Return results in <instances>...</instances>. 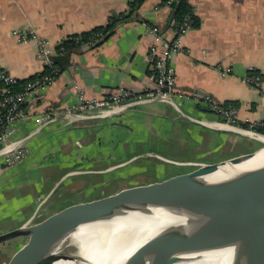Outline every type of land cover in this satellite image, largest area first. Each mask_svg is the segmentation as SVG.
<instances>
[{"label":"crops","instance_id":"obj_1","mask_svg":"<svg viewBox=\"0 0 264 264\" xmlns=\"http://www.w3.org/2000/svg\"><path fill=\"white\" fill-rule=\"evenodd\" d=\"M132 1L0 0V68L21 81L45 70L37 58L36 43L17 42L14 29L33 28L59 45L70 36L105 26L111 16L128 12ZM164 1L141 0L102 44H86L62 57L54 82L26 101L22 119L13 124L14 132L4 145L23 142L28 155L20 163L5 166L0 154V234L69 205L94 200L80 197L97 190L103 193L112 181H124L127 186L104 192L103 197L136 186L132 182L137 178L131 177L149 170L162 180L173 176L166 171L167 166H177L172 162H219L260 147L259 142L224 129L205 107L176 96L171 99L184 114L201 124L158 101L122 105L113 114L78 118L70 124L62 117L64 108L79 103L76 87L93 99L152 89L148 50L154 40L143 23L156 25L165 42L173 38V8ZM188 2L199 26L183 38L189 52L173 55L168 61L174 69L176 89L202 91L223 106L236 107L239 124L264 118V80L257 86L242 82L248 72L264 76V0ZM219 67L231 71L224 75ZM46 114L55 120L45 122ZM243 138L255 143L244 149ZM222 154L218 160L211 159ZM178 167L184 169L178 173L194 169L191 165ZM18 240L21 246L28 237L13 242ZM15 251L0 254V264H6Z\"/></svg>","mask_w":264,"mask_h":264},{"label":"water","instance_id":"obj_2","mask_svg":"<svg viewBox=\"0 0 264 264\" xmlns=\"http://www.w3.org/2000/svg\"><path fill=\"white\" fill-rule=\"evenodd\" d=\"M153 101L168 103L189 119L172 99H152L133 105ZM195 123L202 121L197 119ZM221 124L226 130L259 142L260 147L219 162H172L177 166L191 165L194 169L72 204L42 220L1 233L0 244L28 237L6 264H101L86 256L84 245L73 235L83 225L114 221L153 223L150 229L154 235L144 239L125 264H171L172 260L159 259L174 250L200 246L227 253L228 264H262L264 162L245 163L264 148V134ZM154 223H162V227Z\"/></svg>","mask_w":264,"mask_h":264},{"label":"built area","instance_id":"obj_3","mask_svg":"<svg viewBox=\"0 0 264 264\" xmlns=\"http://www.w3.org/2000/svg\"><path fill=\"white\" fill-rule=\"evenodd\" d=\"M176 1L165 0L164 4L171 6ZM143 25L151 32L154 40L148 50V59L151 64L148 79L153 84L152 89L138 94L126 90L109 94L101 99H93L85 97L76 87L79 97L78 105L66 107L62 111L64 119L69 124L81 116H100L102 118L106 112L115 111L122 105H133L136 102L152 99H171L172 96H176L180 100L191 99L198 106L205 107L224 124L243 127L250 131L264 134V118L254 122L245 120L247 126H242L238 123L236 107L223 106L206 94L201 95L196 91L182 92L176 89L174 69L168 61L173 55L189 52V50L184 48L182 42L186 33L192 29V22L188 16L181 23L173 21L174 36L166 42L163 40L156 25L147 26L145 23ZM12 36L19 43H36L37 58L44 63L45 70L28 80L21 81L10 74L7 69L0 68V154L3 156L5 166L15 165L28 155V150L23 145H15V143L4 145V143L14 132L13 124L17 120L22 119V108L26 101L30 97L39 95L47 90L59 74L60 68L54 64L53 57L62 49L61 47L57 48L58 45L52 44L47 38L40 36L33 28L14 29ZM91 44L88 43V45ZM220 69L224 75L231 71L229 68ZM263 80L264 76L255 72H248L242 77V82L250 86H257ZM188 118L194 122L197 121L194 118ZM43 119L48 122L52 120V117L46 114Z\"/></svg>","mask_w":264,"mask_h":264},{"label":"bare ground","instance_id":"obj_4","mask_svg":"<svg viewBox=\"0 0 264 264\" xmlns=\"http://www.w3.org/2000/svg\"><path fill=\"white\" fill-rule=\"evenodd\" d=\"M262 140L264 141L263 138ZM262 162H264V149L257 152L245 165ZM151 225L153 223L146 225L140 221L95 223L79 227L73 237L80 241L82 247L84 245L86 256L91 257L95 262L125 264L143 240L154 235L150 229ZM161 225L162 223H154L158 228ZM228 258L229 255L225 252H214L200 246L174 250L159 260H172L171 264H228Z\"/></svg>","mask_w":264,"mask_h":264},{"label":"trees","instance_id":"obj_5","mask_svg":"<svg viewBox=\"0 0 264 264\" xmlns=\"http://www.w3.org/2000/svg\"><path fill=\"white\" fill-rule=\"evenodd\" d=\"M140 2L141 0L130 2L128 12L111 16L105 26H100L63 40L62 43L57 46V48L61 47L62 49L53 57L54 64L60 68V59L76 51L83 45L92 43L89 46L96 47L102 44L112 34L115 25L128 18ZM171 7L173 8L172 19L175 23H181L182 20L188 16L192 22V28H197L199 26V19L194 15L188 0H177L171 4ZM241 125L247 126L246 124Z\"/></svg>","mask_w":264,"mask_h":264},{"label":"rangeland","instance_id":"obj_6","mask_svg":"<svg viewBox=\"0 0 264 264\" xmlns=\"http://www.w3.org/2000/svg\"><path fill=\"white\" fill-rule=\"evenodd\" d=\"M240 139H241V142H242V138H240ZM243 143H244V145L246 143H248V146H244L243 145V148L247 149L249 147V145H251V144H253L255 142L247 141V140L244 139ZM263 149H261V150H263ZM221 153H223V152H221ZM219 156H224V155L223 154L222 155H216L215 157H212L211 159L218 160ZM183 170H184L183 168L178 167V166H171V167L167 166V170L166 171H167L168 174L170 173V175H172V174L174 175V174H176V173H178L180 171H183ZM151 172L152 171L149 170L144 175L131 177V178H137V179H134V181L132 183H135L134 185H136V186H140V185H145V184H148V183L158 182V181L162 180L160 174H158V175L157 174H152ZM125 179H128V178H125ZM120 186H127V183L124 182V181H120V180H117V181H114V182L112 181L107 187L105 186L103 188V191L105 193L112 192L114 190H117ZM91 193L92 194H86L85 196H83V197L81 196L80 198H82V199H90V198L98 199V198L103 197L102 195H104L102 193V191H100V190L92 191ZM20 244H21L20 240H18V242H13V240H11V241H7V242H4V243H1L0 244V254L1 255L11 254L15 249H16V251L18 250L17 247H20Z\"/></svg>","mask_w":264,"mask_h":264}]
</instances>
